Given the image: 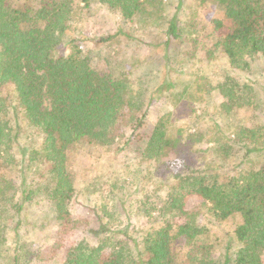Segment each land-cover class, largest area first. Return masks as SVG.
<instances>
[{
  "label": "trees",
  "instance_id": "obj_1",
  "mask_svg": "<svg viewBox=\"0 0 264 264\" xmlns=\"http://www.w3.org/2000/svg\"><path fill=\"white\" fill-rule=\"evenodd\" d=\"M218 1L224 17L214 24L224 32L216 45L233 68L249 70L252 58L264 56V0ZM94 2L118 10L131 22L161 19L154 24L161 25L167 20L163 0H0V201H11L6 210L18 216L41 195L53 209L56 228L31 250L18 230L21 218L13 236L6 232L10 225L0 224V245L9 240L13 250L10 264H22L30 255L41 260L60 253V264H264V160L229 177L210 166L173 174L175 182L165 197L155 191L138 196L139 207L157 212L141 234L130 230V215L124 227L107 209L76 215L71 205L77 190L70 170L75 145L87 142L119 152L142 142V160L160 167V160L180 142L170 132L169 115L157 119L147 139L139 136L148 116L144 95L132 89L125 70L112 64L105 71L97 68L82 46L86 37L72 35L84 34L77 23ZM181 26L177 13L167 20V48L183 37ZM121 37L133 35L120 27L94 41ZM251 86L228 76L218 86L225 98L222 108L231 112L258 104ZM233 137L227 138L230 145L245 156L264 152V124L241 126ZM229 142L225 155L232 149ZM32 168L36 173L29 179ZM194 196L209 204L217 220L241 219L234 229L240 246L231 253L230 242L222 263L204 242L209 230L187 209ZM74 231H81V237L67 244L66 236ZM179 242L186 248L182 255L176 251Z\"/></svg>",
  "mask_w": 264,
  "mask_h": 264
},
{
  "label": "rangeland",
  "instance_id": "obj_2",
  "mask_svg": "<svg viewBox=\"0 0 264 264\" xmlns=\"http://www.w3.org/2000/svg\"><path fill=\"white\" fill-rule=\"evenodd\" d=\"M163 16L167 20L175 13L184 30L180 39H174L167 48L165 41L166 22L161 19L140 24L124 19L118 10L94 2L84 16L80 15L77 27L83 40V48L89 51L92 62L102 71L111 69L125 70L130 78L132 89L144 95L147 110L146 124L140 128L139 136L147 139L161 115H169L170 132L180 138L178 148L160 160V167L142 160L143 143L133 145L117 152L114 147L95 146L87 142L75 145L70 152V170L76 183L72 208L77 216L88 213V209H107L118 218L121 227L128 223L136 234L150 228L152 216L157 212L147 211L137 202L139 195L153 192L165 197L169 186L175 182L173 174L190 172L193 169L210 166L219 169L222 177L237 174L242 168L258 167L264 160V152L245 156L238 146H231L227 138L241 126L257 127L264 124V56L251 59L249 70L233 68L228 58L216 43L224 29H216L214 20L224 17L223 7L218 0H163ZM143 19V18H141ZM123 27L133 38H117L105 43L94 41L101 36L113 34ZM121 72V71H120ZM236 77L249 82L253 95L257 94L258 104L251 103L227 112L221 104L225 98L218 86L228 77ZM173 82L166 88L164 82ZM193 138V140H192ZM143 139V140H144ZM229 142V151L225 146ZM184 162L181 169L175 167L177 159ZM150 165V166H149ZM154 172L150 173L151 171ZM36 173L29 169L31 179ZM187 173V174H188ZM168 178V179H167ZM11 201H0V224H7L6 232L13 236L19 218L18 230L23 242L31 250H36L40 242L51 237L55 228L54 213L50 203L41 195L30 201L22 214L7 211ZM107 206V207H106ZM187 209L197 214L198 222L209 230L204 238L212 246V255L220 263L231 242V250H237L240 243L234 239V229L240 217L217 220L209 204L197 196L190 197ZM130 215V216H129ZM43 223V225H41ZM81 231L66 236L70 244L81 237ZM50 241H46L49 245ZM10 241L0 245V264H10L13 254ZM185 244L179 242L176 251L182 255ZM230 248V247H229ZM61 253L53 259L28 256L22 264H60Z\"/></svg>",
  "mask_w": 264,
  "mask_h": 264
},
{
  "label": "clouds",
  "instance_id": "obj_3",
  "mask_svg": "<svg viewBox=\"0 0 264 264\" xmlns=\"http://www.w3.org/2000/svg\"><path fill=\"white\" fill-rule=\"evenodd\" d=\"M183 166H184V162L178 158V159L176 160V162H175V167H176L177 169H181V168H183Z\"/></svg>",
  "mask_w": 264,
  "mask_h": 264
}]
</instances>
